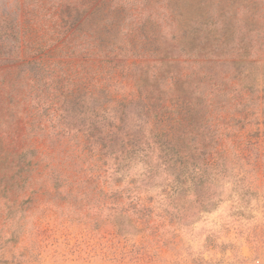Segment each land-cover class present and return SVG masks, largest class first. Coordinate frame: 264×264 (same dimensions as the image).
<instances>
[{
	"label": "rangeland",
	"instance_id": "rangeland-1",
	"mask_svg": "<svg viewBox=\"0 0 264 264\" xmlns=\"http://www.w3.org/2000/svg\"><path fill=\"white\" fill-rule=\"evenodd\" d=\"M61 1L0 0L3 31L6 17L24 8L23 56H41L34 64L0 61V264H264V102L257 98L263 92H246L239 106L233 67H219L227 90L207 114L219 140L211 150L218 164L199 178L178 143L157 135L158 113L144 106L146 91L156 103L174 94L170 83L152 88L147 81L155 62L120 56L102 65L80 53L81 34L60 38L54 4ZM203 1L215 6L213 0L181 5L194 16ZM232 1L242 2L221 3ZM34 40L44 47L40 55L31 52ZM180 54L170 70L200 66ZM181 84V94L207 92L196 78ZM113 96L133 101L124 106ZM160 116L172 122L168 111ZM111 193L121 194L122 203ZM137 197L138 207L152 208L147 222L132 209ZM134 221L129 233L114 225Z\"/></svg>",
	"mask_w": 264,
	"mask_h": 264
},
{
	"label": "trees",
	"instance_id": "trees-1",
	"mask_svg": "<svg viewBox=\"0 0 264 264\" xmlns=\"http://www.w3.org/2000/svg\"><path fill=\"white\" fill-rule=\"evenodd\" d=\"M213 1L215 6L200 2L197 6L200 13L194 16L187 15L181 0H113L114 3L110 5L109 0H63L54 4L62 16L63 32L60 38H64L71 30L77 31V34H81L78 36L81 40L78 44L80 53L85 51V54L102 65L116 62L120 56L136 57L143 61L152 59L155 62L156 70L147 74V81L152 88H159L161 81H164L163 85L170 83L174 94L158 96L157 98L164 100L156 103L152 90L146 91L142 98L144 106L147 112L158 113V118L153 123L158 127L157 135L169 137L172 142L178 143V154L186 156L184 162L193 165L197 176L202 179L213 175L209 174V170L217 169L218 164L217 157L212 155L211 150L219 140L215 126L211 130L207 125V114L210 115L211 109L216 106L217 96L227 90L225 82L228 77L218 74L219 67H233L232 71L235 73L231 76L238 81V96L241 97L237 103L239 106L243 105L242 99L246 92L251 94L262 91L263 96L258 95L257 98H263L264 102V0H242L240 3L232 1L230 6L222 5V0ZM20 10L21 13L25 12L24 8L20 7ZM21 13L17 18L6 17L5 22L9 27L4 31L1 23V62L22 59L28 64H34L41 58L39 56L26 60L23 56L21 39L27 31L23 27L22 17L20 20ZM84 30L86 33H81ZM113 35H116V40L107 37ZM69 39L72 38L67 35L63 41ZM5 42L10 48H7ZM177 49L186 57V61L194 58L193 62H198L200 66L189 73L170 70V66L182 61L180 53L174 56ZM31 52L33 56L40 55L44 52V47L34 40ZM169 78L170 81L166 82ZM188 78L191 83L196 78L207 84V92L203 94L206 89L202 91L204 96H194L193 92L189 96L181 94V83ZM198 85L199 83L196 87ZM112 101L128 106L133 99L113 96ZM165 111H168L171 123L163 124L160 115ZM262 114L264 125V104ZM258 130L260 132V128ZM214 152L217 154L218 150ZM260 154V151L256 152V157L260 158ZM167 163L168 161L164 165L167 166ZM254 163L256 171L257 163ZM149 167L152 169V166ZM166 196L171 198V193ZM111 197L117 205L122 203L121 194L111 193ZM137 198L132 209L139 213L138 218L147 222L152 208L144 203L138 207L141 198ZM199 204L204 206L203 198L199 200ZM169 205L171 203L167 202L165 206L167 214H171ZM128 210L121 207L119 214L128 217ZM183 215L180 214V218ZM135 224L136 221L134 224L114 222L122 231H126V227V233L135 228Z\"/></svg>",
	"mask_w": 264,
	"mask_h": 264
}]
</instances>
